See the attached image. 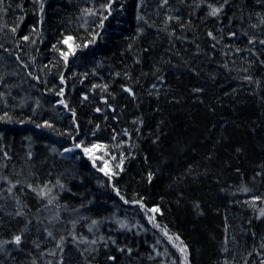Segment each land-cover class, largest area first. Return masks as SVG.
<instances>
[{
    "label": "snow or ice",
    "instance_id": "6c2138e0",
    "mask_svg": "<svg viewBox=\"0 0 264 264\" xmlns=\"http://www.w3.org/2000/svg\"><path fill=\"white\" fill-rule=\"evenodd\" d=\"M253 3L254 6L249 7L248 0H244L243 4H238L237 0H157L154 6L156 19H152L145 11L149 7L147 0H137L135 8L137 27L134 35L128 37L129 43L125 48L126 52L133 53L132 64L122 71H115L111 83L90 82V92L80 93L79 105H87L94 109L95 113L100 114L99 121L95 118L87 121L89 125L87 132L83 131L77 107L65 98L68 87V78L65 73L69 69L70 59L77 57L78 51L95 45L106 35L110 20L115 21L116 28L120 26V20L117 17L125 15L128 0H90V6L80 8L79 27L84 30V35L78 36L73 32L65 31L59 33L55 43L50 45L51 50L58 53V57H54L55 63L52 61L49 63L53 68H59L60 64L63 65V70L57 72L59 85L50 89L55 96L59 97L53 104V110H55V105L66 109L70 113L71 125L59 131L50 119L38 121L33 119V116H29L27 120H17L9 111H4L0 115V122L32 123L38 129L55 132L57 136H66L69 143L60 148L51 145L50 152L53 157L58 155L61 160L73 161L71 167L65 168L58 174L49 171L47 179L40 178L37 172L31 170V166L27 172L21 169L13 174L0 173V264H143L144 257L155 264H195L192 245L180 233L172 232L167 225L157 219L158 215L163 216L165 213L162 205L150 204L148 196L139 191H133L130 195L126 186L121 187L120 181L126 172V162L137 155L136 149L139 148L141 137L138 136L136 142H133V136L134 133H142L146 123L144 114L139 112L133 116L131 120L133 127L131 128L123 127L118 130L109 121L120 122L124 109L128 107V103L121 104V99L132 102L135 108L140 107L141 93L136 88L141 79L149 75L154 77V81L147 90V95L154 97L158 105L162 98L168 99L169 97L168 102L181 103L184 97L176 95L171 85L162 90V86L166 84L164 70L167 65L176 68L186 67L196 77H201L200 66L194 64L192 59L185 58L183 65L178 62L173 63L174 56H182L180 51L173 52L171 56H158L152 62L149 71H144L143 65L156 44L154 41H149L147 46L141 43L137 47L136 42L145 39L153 29L157 37L162 34L167 38L170 47L165 50L166 52H172L178 41L194 46L193 57L196 59L205 56L211 62L219 52L222 57L219 62L220 66L229 73L236 71L234 67L236 57L241 56L246 66L239 68L241 73L239 79L247 82V86L254 95L264 90V77L257 76L251 71L257 64L264 66V0H253ZM13 6L22 13L19 16V22L10 27L13 43L20 51L13 52L11 48H5L3 43H0V49H4L9 55H15V59L25 69H28L29 64L20 55L23 51L21 45L34 46L38 41L39 43L44 42L43 25L48 0H31L32 12L38 16V22L32 25L29 34H18L19 23L23 22L27 15L23 0L15 5L11 0L7 3L6 0H0V13H7ZM69 23L73 21L70 20ZM8 27L9 25H4V28ZM4 28H0V31ZM201 28L204 29L203 42L199 35ZM240 37H243L245 41L243 47L239 43L232 42L238 41ZM229 52L232 54L230 60L228 59ZM31 60L35 64L36 56H32ZM102 64V61L99 62V66ZM138 65L141 66L139 77L133 71ZM48 67V64L44 65L45 70ZM27 74L35 81L48 84L46 78L42 79L40 75L32 71ZM91 74L99 75L96 68L91 70ZM45 75H48L47 71ZM72 75L75 77L78 73L73 72ZM79 75L83 76L80 80L83 84L88 79L89 72L85 71ZM208 75L215 81L218 73ZM117 82H119V91L115 87ZM0 85L5 88L12 87L5 83L4 76H0ZM45 91L49 89L45 88ZM206 91L205 87L195 85L191 87L190 95L203 104ZM11 95L10 91L0 92V98H2L0 103H3L5 107H15L9 103L8 97ZM260 98L264 102V95ZM25 105L26 100L18 106L23 108ZM208 106L212 107L211 104ZM39 108H41V98L36 97L35 108H32V112L35 114ZM212 110L214 111V108ZM156 111H161L159 106ZM164 124L165 121L161 119L156 126V131L149 132L152 143L160 147L163 145ZM106 129L111 131L108 142L102 139V134ZM251 130L253 133L256 132L255 127ZM0 138H3V133H0ZM125 146L129 151L125 150ZM236 152L242 153L244 148L237 147ZM163 155L161 152V156ZM3 156L6 160L12 159L7 151L3 153ZM33 157V151L29 150L27 160L32 161ZM215 158L214 151H209L205 155V160L208 162ZM143 160L146 163L149 162L147 153L144 154ZM167 161L168 157H164L161 163L166 164ZM82 164L90 166V174L100 187H110L111 192L124 205L135 206L138 209L137 214L142 212L143 218L152 226V229H158L166 238L167 244H170L171 249L175 251H171L167 245L161 251L159 245L163 241L157 236L155 243L150 245L151 251L142 254L137 237L147 234L149 229L141 223L140 219H137L136 215L131 217L127 214L118 215V207L107 215H88L82 210L87 208L90 212L91 206L96 202V197L86 202L82 201L75 206L65 200L63 198L65 193H72L74 196L82 195L74 192L71 186V181L77 178L83 182ZM7 167L6 162L0 164V168ZM53 168H55V162ZM196 168L195 164L188 165L186 171L177 176L173 183L181 185L189 176L198 180L201 175H208L207 167L203 173L197 172ZM159 171V167L155 170L151 167L146 169L147 184H152ZM236 172H241V169L236 168ZM95 173H100L102 176L97 177ZM257 180L262 187L256 186ZM217 182L219 183L218 177ZM221 191L229 192L230 189L222 187ZM236 192L248 196L243 203L253 210L255 220L264 221V162L253 169L251 183L242 181L239 186H236L235 191H232V195L235 196ZM184 195L183 191L179 192L177 204L181 203ZM33 199L36 201L35 204L31 202ZM163 199L161 197V200ZM112 202L115 206V200ZM233 202L240 203L238 200ZM191 203L197 216L206 214L200 200L194 199ZM228 219L225 215L224 236L221 242L223 259L218 260L217 264H237V257L232 254L230 247L231 243L236 241V237L228 235L231 227ZM252 223L253 219H249L248 224ZM248 234L254 240L258 236L255 230H251ZM121 235L124 236L123 240L120 239ZM158 257H163V259L157 260ZM239 264H264V235H259L258 242H253L250 250L245 249Z\"/></svg>",
    "mask_w": 264,
    "mask_h": 264
},
{
    "label": "trees",
    "instance_id": "16d2710c",
    "mask_svg": "<svg viewBox=\"0 0 264 264\" xmlns=\"http://www.w3.org/2000/svg\"><path fill=\"white\" fill-rule=\"evenodd\" d=\"M7 2L9 0H6ZM11 2L15 5L21 0H11ZM23 3L27 9V15L23 22L19 23L18 34H29L32 25L37 24L38 16L32 12L31 0H23ZM136 3L137 0H128L125 15L117 17L120 20V26L116 28L115 21L110 20L106 35L101 40L87 49L78 51V58L70 59L69 69L65 73L68 78L65 98L77 107L84 132H87L89 128L87 121L93 118L99 121L100 114L95 113L94 109L87 105H79L80 93L90 92V82L111 83L115 71H122L132 64L133 53L126 52L125 48L129 43L128 37L134 35L137 27ZM147 3L149 7L145 11L152 19H156L154 6L157 0H147ZM237 3L243 4L244 0H237ZM248 4L249 7H253V0H248ZM86 6H90V0H71V2L69 0H48L43 25L44 42L39 43L38 41L34 46L21 45L23 51L20 55L29 64L28 69H25L15 59V55H9L4 49H0V76H4L6 84L12 85L11 88L0 85V92L10 91L12 95L8 97L9 103L15 106L5 107L3 103H0V115L4 111H9L17 120H27L29 116H33V119L38 121L50 119L59 131L71 125L70 113L66 109L55 105V110H53V104L59 97L55 96L50 89L59 85L57 72L63 70V65L60 64L59 68H53L49 63L50 61L55 63L54 57H58V53H54L50 45L55 43L59 33L65 31L73 32L78 36L84 35V30L79 27L78 16L80 8ZM21 14L15 6L7 13H0V28H4L5 24L9 25L8 28L0 31V43H3L5 48H11L13 52L20 50L13 43L10 27L19 22ZM160 19L162 20L163 17L161 16ZM70 20L73 23H69ZM154 32V29L150 30L145 39L136 42L137 47L141 43L147 46L149 41H154L156 44L143 65L144 71H149L152 62L158 56H171L173 52L180 51L182 56H174L173 63L178 62L183 65L185 58L192 59L194 64L200 66L201 77H196L186 67L176 68L167 65L164 70L166 84L162 86V90L171 85L176 95L184 97L181 103H170L168 102L169 97L168 99L162 98L158 105L154 97L148 96L147 90L154 81V77L150 75L141 79L140 84L137 85L136 90L141 93L139 108H135L132 102L121 99V104L128 103V107L124 109L119 123L114 120L109 121L112 126L118 130L123 127H133L131 120L139 112L144 114L146 121L142 133H134L133 142H136L138 136L141 137L139 148L136 149V157L126 162V172L120 181L121 187L126 186L130 195L133 191H139L148 196L150 204L162 205L165 213L163 216L158 215L157 219L167 225L172 232L180 233L192 245L195 264H217L218 260L222 261L221 242L224 236V217L227 215L228 224L231 225L228 235L236 237V241L231 243L230 247L239 264L245 249L250 250L252 243L258 242L259 235H264V221L255 220L253 210L243 203L248 196L240 192H236L235 196L232 195V191H235L236 186H239L242 181L251 183L253 169L264 162V102L260 98L264 95V90L254 95L247 86V82L239 79L241 75L239 68L246 66L241 56L236 57L234 66L236 71L229 73L220 66L219 62L222 57L219 52L211 62L205 56L196 59L193 57L194 46L183 41H178L172 52H166L165 50L170 47L167 38L162 34L157 37ZM203 32L204 29L201 28L199 35L202 42L205 39ZM33 38L36 39L35 36ZM232 42L239 43L241 47L245 44L243 37ZM205 46L207 47L206 43ZM32 56H36L35 64L31 60ZM231 58L232 54L229 52L228 59ZM101 61L103 64L99 66ZM45 64L49 66L47 70L44 69ZM140 67L138 65L133 69L138 77ZM93 68L97 69L99 75L91 74ZM29 71L40 75L42 79L46 78L48 84L33 80L27 74ZM85 71L89 72V77L81 84L80 80L83 76L79 73ZM251 71L257 76L264 77V66L257 64ZM73 72L78 75L74 77ZM209 73H218L215 81L210 79ZM195 85L207 89L203 104L190 95V89ZM115 87L119 91V82ZM45 88L49 91H45ZM252 88L254 89L255 86L253 85ZM36 97L41 98V108L37 109L34 114L32 108H35ZM24 100H26V105L23 108L19 107L18 105ZM209 104L212 105L211 108ZM158 106L161 111H156ZM161 119L165 121L162 147L153 144L152 137L149 136L150 131H156V126ZM253 127L256 128L255 133L251 130ZM0 133H3V138H0V164L6 162L8 165L7 168H0V173L13 174L21 169L27 172L31 166V170L37 172L40 178L47 179L49 171L58 174L73 165V161L61 160L58 155L53 157L50 152L51 145H56L58 148L66 146L69 143L66 136L61 137L55 132L38 129L32 123L0 122ZM110 135V129H106L102 134V139L108 142ZM237 147H243L244 152L237 153ZM29 150L34 153L32 161L27 160ZM125 150L129 151L127 146ZM5 151L12 157L11 160H6L3 156ZM209 151H214L216 154V158L211 162L205 160V155ZM145 153L149 156L147 163L143 160ZM164 157H168L166 164L161 163ZM54 162L55 168H53ZM190 164L197 165L196 171L199 173H203L207 167L208 175H201L198 180L189 176L183 184H174L176 177L184 173ZM149 167L152 170L160 168L151 185L147 184L145 174ZM236 168H240L241 172H236ZM91 171L95 172V170ZM81 174L84 177L83 182L77 178L71 181V186L74 192L82 195L74 196L72 193H65L63 197L65 200L75 206L82 201L86 202L96 197V202L91 206L90 212L87 208L82 210L88 215H107L115 211L116 207L119 208L118 215L127 214L129 217L136 215L137 219H140L141 223L149 229L147 234L137 237L142 254L151 251L150 245L155 243L157 236L163 241L159 245L161 251L166 245L171 251H175L171 249L170 244H167L166 238L158 229H152V226L143 218L142 212L137 214L138 209L135 206L124 205L111 192L110 187H100L90 174V166L82 164ZM95 175L102 176L100 173H95ZM256 186L262 187L259 180ZM222 187L229 188L230 191H221ZM180 191H183L185 195L181 203L177 204L176 200ZM161 197L164 199L161 200ZM194 199L202 202L206 211L204 216H197L195 213L191 203ZM113 200L116 202L115 206ZM234 200L240 203H234ZM31 202L36 203L34 199ZM249 219H253L251 225L248 224ZM251 230L258 233L255 240L248 234ZM120 239L123 240L124 236L121 235ZM160 259L163 257L157 258V260ZM143 264H155V262L144 257Z\"/></svg>",
    "mask_w": 264,
    "mask_h": 264
}]
</instances>
